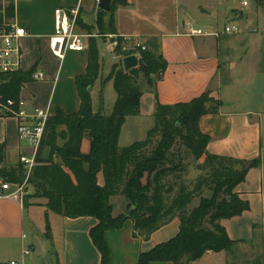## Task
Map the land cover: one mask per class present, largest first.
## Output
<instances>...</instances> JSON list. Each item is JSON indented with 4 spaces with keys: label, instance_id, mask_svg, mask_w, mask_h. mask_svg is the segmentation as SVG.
<instances>
[{
    "label": "crops",
    "instance_id": "obj_1",
    "mask_svg": "<svg viewBox=\"0 0 264 264\" xmlns=\"http://www.w3.org/2000/svg\"><path fill=\"white\" fill-rule=\"evenodd\" d=\"M202 1L205 2L126 0L125 5H117L114 8L112 14L116 35L139 37L150 50L155 44L156 52L161 54L167 63L160 81L151 77L149 82L142 77L139 115L125 119L118 139L119 147L132 144H121V137L125 133L129 134L128 130L134 133L140 128L137 132L141 137L136 140H144V135L153 123L157 103H185L209 90L211 96L219 100L221 105L217 114H206L199 119L201 133L210 138L206 147L207 153L240 160H253L258 156L260 119L263 115L259 112L262 109L255 112L247 107V104L242 105L244 100L235 96L238 87L232 79L222 83L221 72L224 64L218 54L219 41L208 40L212 36L189 34V28H194L199 18L210 15L207 4ZM209 1L221 4L220 0ZM97 2L98 0H27L23 9L25 17L20 18V0H14L15 22L27 32L20 40V71L33 70V75L43 74L42 79L34 80L32 77V80L24 83L19 90L18 98L25 101L28 113L34 109L46 111L48 116H53L57 110L65 114L78 112L80 99L75 79L86 72L87 39L84 40L83 51H67L63 59L55 57L49 47V39L54 33L53 12L57 8H78L82 22L93 26L99 10ZM234 10H243L241 3ZM107 20L108 16L104 17L103 21ZM101 43H97L101 69L90 90L91 110L93 114L109 116L110 112L105 113V93L106 89L113 85L111 79L107 82L105 80L111 67L117 63L118 57L106 50V55L112 58V64L109 70L103 71L104 56L101 54V46H106L104 42ZM225 62L229 65V70L237 67V63L232 62L229 57ZM115 100L116 96L113 102ZM17 126L18 122L13 117L0 118V145L5 148V164L13 167H16L20 156H29L32 151L19 141ZM132 140L135 139L129 142H137ZM89 150L90 141L83 138L80 151L88 154ZM98 182L103 183L101 174L98 175ZM263 183L264 170L260 163L258 168L250 169L245 180L235 188L239 198L248 202L249 209L239 216L220 221L228 238L234 242L233 254L224 251L206 252L190 264H237V253L259 240L255 235L264 230ZM45 205L46 201H41L25 207L21 199L0 196V264H41L46 252L52 256L51 264H100V255L89 237V231L97 221L93 217L70 219L50 212L49 238L41 239L33 230V209L42 207L47 211ZM179 226L180 222L175 218L145 239L135 233L133 221L126 220L121 229L110 230L104 234L110 252L109 264H136L140 253L148 252L175 237ZM29 239L35 242L32 251L40 259L37 262L31 257V250L26 248L30 246ZM25 251L29 254L25 255ZM258 257L254 254L246 262H237L254 264ZM260 263L264 264V256Z\"/></svg>",
    "mask_w": 264,
    "mask_h": 264
},
{
    "label": "trees",
    "instance_id": "obj_2",
    "mask_svg": "<svg viewBox=\"0 0 264 264\" xmlns=\"http://www.w3.org/2000/svg\"><path fill=\"white\" fill-rule=\"evenodd\" d=\"M125 4L126 0H113L109 13L98 10L93 26L84 24L78 15L77 30L88 35H92V30L116 35L112 13L117 5ZM9 11L14 15V5L9 6ZM106 16L108 20L104 22ZM156 51L154 44L151 50L147 48L142 52L143 66L139 68L124 71L122 63L114 64L105 80H112L116 94L112 112L109 116L93 114L90 90L101 66L97 40L89 37L86 72L75 79L79 110L74 114L57 110L47 118L29 176L44 192L45 207L50 212L70 219L93 217L97 221L89 237L100 255V264H109L105 232L121 229L128 219L133 221L135 233L145 239L175 218L180 222L175 237L140 253L136 264H190L206 252H230L234 242L228 238L220 221L249 209L248 202L239 198L235 188L245 180L248 171L258 168L261 162L207 153L210 138L201 133L199 119L206 114H217L221 105L209 90L185 103H157L153 127L147 131L145 139L127 147L118 146L125 119L139 115L140 77L149 82L151 77L160 81L165 72L167 63ZM33 73L31 70L13 74L6 84L7 96L18 100L21 86L32 80ZM85 135L90 141L88 154L80 151ZM58 141L63 144L59 146ZM176 144L186 150V156L195 160L204 157L203 165L208 167L206 176L200 177L192 190L186 188L177 174L180 164L174 162ZM5 156V148L0 145V180L21 184L25 177L23 166L18 162L16 167H7ZM55 158H59V162H54ZM99 174L102 184L98 182ZM176 181H179L178 189L174 185ZM203 188L211 192L210 197L201 198L198 205L188 211L187 207ZM172 193L174 196L168 204ZM118 195L124 197L130 209L134 208L131 216L127 213L112 216L108 199ZM45 237L49 238L48 225ZM254 264H261L260 260Z\"/></svg>",
    "mask_w": 264,
    "mask_h": 264
},
{
    "label": "rangeland",
    "instance_id": "obj_3",
    "mask_svg": "<svg viewBox=\"0 0 264 264\" xmlns=\"http://www.w3.org/2000/svg\"><path fill=\"white\" fill-rule=\"evenodd\" d=\"M204 1L205 2H202L207 4V9L209 10L210 15L208 17L199 18L193 27L201 29L204 33H206V36H210L209 34L218 35L216 38L213 36L209 37L208 40L219 41L218 54L224 64V68L221 72V81H223L222 83L232 79L238 87L235 96H238L244 100L242 105L247 104L248 106H246L255 112L262 109V111L259 112L263 113V115L260 119V140L257 145L258 156L255 159L260 160L264 170V0H245L248 3V7H244L241 11H236L234 8L240 5L241 1L243 0H220V5H218L216 1ZM25 4H27V0H20V18L25 17V12L23 10L25 8ZM226 24L228 26H235L237 31L231 34L224 33ZM77 32L80 34H85V32L80 30H77ZM100 33L102 32H98V30H92V37L94 36L93 38H96L98 44H102L101 42L106 43V35ZM88 38L89 37L86 39L88 40ZM199 40L200 39H198V41ZM106 50L107 49L104 48V46H101V54L104 56L103 71H107V69L110 68L112 64V58L111 56L106 55L108 51ZM227 57H229L232 62L237 63V67L235 69L229 70V65H226L225 62ZM116 62L121 63V59L117 58ZM254 72L256 73L253 77ZM141 80L142 76L140 77L139 81L141 82ZM115 96L116 94L113 87L106 89L105 113L112 112L114 106L113 100ZM152 127L153 123L148 130H150ZM138 130H140V128L134 131V133L131 132V130H128L130 135L125 133L124 136L121 137V144L123 146L129 145V143H133L129 142L131 139H135L132 141H137L136 139L141 137L137 132ZM128 135L130 138H128ZM145 136L146 134L143 137L144 139ZM84 138L86 140L88 139L86 135ZM62 144V141H58L59 146ZM173 153L175 156V164H180V171L177 174H180L181 180L184 182L186 188L188 190H192L199 178L206 176L208 172V167L203 165L204 157L200 160H195L192 156H186V150L179 144H176ZM44 156H46V154ZM54 162H59V158H55ZM6 166L11 168L13 167V165ZM23 172L25 174L24 181L21 183V185H23V195L21 198L23 205L25 207H29L33 202L39 203L41 201H46L43 198L44 192L40 190V186L34 181L29 180L30 175L27 176L26 170L24 168ZM170 178L172 179L173 177L171 176ZM178 182L179 181H176L174 183L177 189ZM210 195L211 192L207 188H203L202 193L200 195H196L191 204L187 207V210L190 211L198 205L201 198H208ZM173 196L174 193L170 194L168 197V204L171 202ZM108 201L112 206L113 217H116V215H126V213L130 210V207L127 205V201L123 196H111ZM49 213L50 211H46L42 207L33 209V230H35V233H37L41 239L42 237L45 238L44 234L46 227L47 225L50 226L51 223H49L48 219ZM255 236L259 237V240L257 239V241L250 245L249 248L238 252L236 258L237 261L240 260L242 262H246L247 259H249L251 255L253 256L254 254L259 256L258 260H262L264 256V230L260 231ZM29 243L30 246H27L26 248L31 250V257L36 260L35 262H37V260L40 259L32 251V246L35 247V242L30 240ZM233 252L234 251L232 249L228 254H233ZM51 260L52 256H50V253L46 252V254L41 259V264H51ZM237 261L236 263L238 264ZM27 264L30 263L27 262Z\"/></svg>",
    "mask_w": 264,
    "mask_h": 264
},
{
    "label": "built area",
    "instance_id": "obj_4",
    "mask_svg": "<svg viewBox=\"0 0 264 264\" xmlns=\"http://www.w3.org/2000/svg\"><path fill=\"white\" fill-rule=\"evenodd\" d=\"M14 5V0H0V118L13 117L17 120L18 139L24 146L31 148L29 156H20L18 162L26 170L27 176L35 166V154L44 132V126L49 117L46 111L34 109L31 113L26 110L24 100H15L7 96L6 84L13 74L21 70L22 50L20 40L27 35L26 30L16 24L14 15H11L9 6ZM248 6L247 1H241V8ZM78 8H57L53 12L54 33L49 39L52 54L58 59H63L67 51L80 52L85 49L84 40L92 35L77 32L76 18ZM235 26L225 25L224 33L236 32ZM192 36H206L201 29L189 28ZM217 37V34H209ZM94 37V36H93ZM106 49L118 58L127 56L140 57L146 51L145 43L136 36L106 35ZM128 54V55H125ZM34 80L43 78V74H34ZM14 190L11 191V188ZM9 192L8 194H6ZM23 185L11 184L0 180V196L21 199ZM29 254L28 251L24 252ZM12 264H15L14 262Z\"/></svg>",
    "mask_w": 264,
    "mask_h": 264
},
{
    "label": "water",
    "instance_id": "obj_5",
    "mask_svg": "<svg viewBox=\"0 0 264 264\" xmlns=\"http://www.w3.org/2000/svg\"><path fill=\"white\" fill-rule=\"evenodd\" d=\"M113 0H98L97 2V8L103 12L109 13L111 8V3ZM122 67L124 71H129L134 68H139L143 66V61L141 57L136 56H127L122 59ZM134 208H131L127 212V216H131Z\"/></svg>",
    "mask_w": 264,
    "mask_h": 264
}]
</instances>
